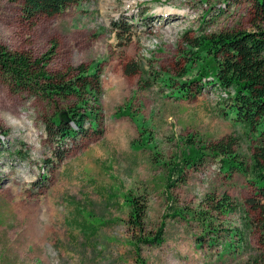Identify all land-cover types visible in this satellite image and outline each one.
Here are the masks:
<instances>
[{
  "label": "rangeland",
  "instance_id": "374dc122",
  "mask_svg": "<svg viewBox=\"0 0 264 264\" xmlns=\"http://www.w3.org/2000/svg\"><path fill=\"white\" fill-rule=\"evenodd\" d=\"M258 24L250 4L226 0H90L35 19L23 16L20 0H0V44L41 56L55 41L51 72L98 66L102 83L97 131L87 121L86 136L62 143L50 121L77 101L49 104L0 79V128L8 132L0 148V264H264V227L248 203L253 177L222 173L219 158L186 171V183L170 195L191 214L168 218L169 166L189 137L235 138L247 164L255 143L247 127L222 117L223 90L207 87L182 101L162 83L186 68V41L198 32L253 31ZM224 192L237 211L205 235L192 213L207 194ZM129 194L148 199L147 233L165 224L163 243L142 246L140 261L127 224ZM90 225L98 230L86 231Z\"/></svg>",
  "mask_w": 264,
  "mask_h": 264
},
{
  "label": "trees",
  "instance_id": "16d2710c",
  "mask_svg": "<svg viewBox=\"0 0 264 264\" xmlns=\"http://www.w3.org/2000/svg\"><path fill=\"white\" fill-rule=\"evenodd\" d=\"M23 16L35 19L39 16L54 17L69 7L90 0H20ZM250 4L255 20L259 23L253 31L238 30L226 33H206L200 31L188 39L187 53L190 58L186 68L176 76L162 80L164 86L171 88L170 97L182 101H194L205 89L215 87L227 95L221 115L225 120L247 127L254 136L252 162L239 160L236 153L237 139L229 137L218 141L201 142L193 137L186 140L173 164H170L166 191L168 218L186 221L191 214L179 209L170 192L179 184L186 183V171L202 164L206 158L220 159L221 172L224 174L250 173L253 177L254 197L248 200L258 213L264 227V0H226V4ZM205 18V16H204ZM123 28L122 25L118 26ZM126 34L130 30L123 31ZM58 45L55 41L41 56L13 51L0 44V79L16 94L28 95L49 104L57 105L70 98L77 101L69 109L72 121L61 122L59 115L50 121L49 131L54 138L63 143L68 139L77 140L87 135L86 122L97 131L102 114L100 107L102 95L101 70L98 66L87 68L85 65L70 67L65 71L51 72L49 66L57 56ZM197 72L190 77L192 70ZM127 69V74L134 73ZM127 111L119 109L116 114L127 116ZM100 134V132L98 131ZM0 128V148L4 144L1 136H7ZM66 157L63 152L58 160ZM126 203L130 208L128 227L135 242L137 258L140 261L142 246H160L164 241L165 224L156 234L147 233L146 216L148 199L145 196L129 194ZM199 211L192 213L202 233L213 234L216 220L237 211V205L228 192L221 195L207 194L200 202ZM98 230L95 225L85 229ZM199 245L205 241L204 235L198 238ZM245 239L243 238V241ZM144 264V262H142Z\"/></svg>",
  "mask_w": 264,
  "mask_h": 264
},
{
  "label": "water",
  "instance_id": "95a60500",
  "mask_svg": "<svg viewBox=\"0 0 264 264\" xmlns=\"http://www.w3.org/2000/svg\"><path fill=\"white\" fill-rule=\"evenodd\" d=\"M61 122L68 124L72 121V118L70 117V114L68 111H63L59 114Z\"/></svg>",
  "mask_w": 264,
  "mask_h": 264
}]
</instances>
